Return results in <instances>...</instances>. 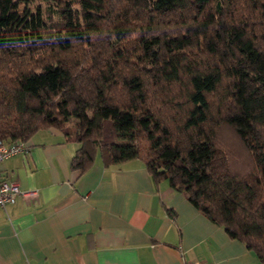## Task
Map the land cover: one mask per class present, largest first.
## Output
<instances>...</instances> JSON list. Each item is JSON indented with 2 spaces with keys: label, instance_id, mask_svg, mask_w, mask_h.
Returning <instances> with one entry per match:
<instances>
[{
  "label": "trees",
  "instance_id": "trees-1",
  "mask_svg": "<svg viewBox=\"0 0 264 264\" xmlns=\"http://www.w3.org/2000/svg\"><path fill=\"white\" fill-rule=\"evenodd\" d=\"M47 127L80 173L143 158L264 264V0H0V140Z\"/></svg>",
  "mask_w": 264,
  "mask_h": 264
},
{
  "label": "crops",
  "instance_id": "crops-1",
  "mask_svg": "<svg viewBox=\"0 0 264 264\" xmlns=\"http://www.w3.org/2000/svg\"><path fill=\"white\" fill-rule=\"evenodd\" d=\"M0 161V176L35 188L0 206V264H262L245 244L203 215L143 158L107 165L97 155L80 173L78 147L55 127Z\"/></svg>",
  "mask_w": 264,
  "mask_h": 264
},
{
  "label": "built area",
  "instance_id": "built-area-1",
  "mask_svg": "<svg viewBox=\"0 0 264 264\" xmlns=\"http://www.w3.org/2000/svg\"><path fill=\"white\" fill-rule=\"evenodd\" d=\"M29 149L27 140H17L12 142H4L0 140V161L18 153H26ZM37 190L30 188L21 189L17 179H9L0 176V206H4L8 202H13L17 195L28 198L35 195ZM185 264H201L199 261L187 262Z\"/></svg>",
  "mask_w": 264,
  "mask_h": 264
},
{
  "label": "rangeland",
  "instance_id": "rangeland-1",
  "mask_svg": "<svg viewBox=\"0 0 264 264\" xmlns=\"http://www.w3.org/2000/svg\"><path fill=\"white\" fill-rule=\"evenodd\" d=\"M73 122V118L70 117L68 123L71 124Z\"/></svg>",
  "mask_w": 264,
  "mask_h": 264
}]
</instances>
